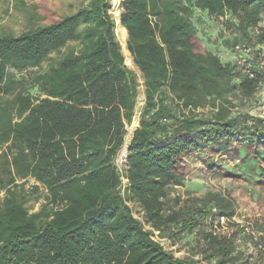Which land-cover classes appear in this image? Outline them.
Returning a JSON list of instances; mask_svg holds the SVG:
<instances>
[{
  "label": "trees",
  "instance_id": "obj_1",
  "mask_svg": "<svg viewBox=\"0 0 264 264\" xmlns=\"http://www.w3.org/2000/svg\"><path fill=\"white\" fill-rule=\"evenodd\" d=\"M79 1L49 25L0 34V264H199L194 255L264 264L241 249L249 240L240 231L215 234L222 217L238 213L234 192L174 194L190 177L231 180L241 195L255 193L264 221V117L245 109L264 86V0L122 1L127 50L144 78L139 127V83L117 39L113 0ZM203 16L227 25L225 46L237 57L238 46L251 49L246 64L205 48ZM28 180L46 191L35 213ZM195 231L184 259L154 238Z\"/></svg>",
  "mask_w": 264,
  "mask_h": 264
},
{
  "label": "rangeland",
  "instance_id": "obj_2",
  "mask_svg": "<svg viewBox=\"0 0 264 264\" xmlns=\"http://www.w3.org/2000/svg\"><path fill=\"white\" fill-rule=\"evenodd\" d=\"M123 0H118L112 5L111 15L116 22V33L117 39L121 43L122 52L127 60V67L134 72L137 76V81L139 83V95L137 99V108L133 121L136 119L138 121V126L140 125L139 119L141 112L144 108L145 102V89H144V78L140 73L139 69L135 66L133 58L127 49V38L128 32L121 24L120 16L123 12L121 9V3ZM82 7V3L79 0H0V34H12L19 36V34L33 30L37 26L49 25L54 20L59 19L66 14H72L77 12L79 8ZM200 37L208 51H213L218 55L222 56L224 61H236L237 55L232 53V50L226 49L225 43L231 38V31L227 28V25L222 20L208 19L203 16L202 22H197ZM127 51V52H126ZM58 54H52V58H57ZM50 63L43 64L40 68H35L32 70L33 73L37 71H44L48 68ZM28 73H23L27 75ZM20 76V75H19ZM245 109L251 111L252 114L256 116H264V86L257 97L250 105L246 106ZM134 123V122H133ZM133 123L128 126V134L126 136V145L119 152L118 158L126 155L127 145L132 140V135L135 129L133 128ZM132 129V130H131ZM3 159L0 160V169L4 164ZM121 164V163H120ZM24 181L19 182L23 184ZM186 186L182 188H177L176 193L179 194L182 200H186L189 197H202L208 192L220 191L225 194L235 193L239 196V206H237V212L240 216L247 217L260 215V209L257 202L255 193L251 191L248 194L241 195L238 190H236L234 183L231 180L224 179H204L199 177H190L186 182ZM24 188L26 190L27 204L31 212H38L43 205H45V194L46 191L43 188L41 193L36 194L33 191V187L37 186L34 180H28L24 183ZM236 191V192H235ZM234 195V194H233ZM6 196L5 191L0 187V200L4 199ZM134 215L142 217V213L137 204H133ZM197 232L193 235L185 234L183 239L171 240L170 238H164L160 233L156 232L155 239L162 244L164 249L167 251H172L175 257L184 259V257H189L193 254L192 247L197 246ZM239 246L245 251L247 255L253 256V260H260L264 258L263 253L255 251L253 246L249 244V241H244L240 243ZM263 254V256H262ZM248 257V256H247ZM195 260L199 261V264H214L212 262H207L203 260L201 256L194 255Z\"/></svg>",
  "mask_w": 264,
  "mask_h": 264
},
{
  "label": "built area",
  "instance_id": "obj_3",
  "mask_svg": "<svg viewBox=\"0 0 264 264\" xmlns=\"http://www.w3.org/2000/svg\"><path fill=\"white\" fill-rule=\"evenodd\" d=\"M260 27H264V21L260 24ZM260 27L257 29V33L260 32ZM264 49V46L262 47ZM239 56L237 57V62L240 65L246 64L248 58L250 57V48L237 47ZM261 67L264 68V59L260 62ZM264 117V116H263ZM128 128V127H127ZM128 131V129H127ZM128 146V145H127ZM127 161V153L124 155L121 160L117 159L116 164L120 170L123 169ZM121 163V164H120ZM127 184V180L123 177V185ZM130 206L133 208V205L130 203ZM134 214V211H133ZM134 217L143 220L142 217L134 215ZM150 230V227L146 226ZM240 231L243 237H246L249 240V244L253 246L255 251L264 254V221L258 216L248 215L240 216L238 213L231 218L222 217L220 221L215 225L214 231L215 234H222L231 236L234 231ZM156 233V232H155ZM155 238V237H154Z\"/></svg>",
  "mask_w": 264,
  "mask_h": 264
},
{
  "label": "bare ground",
  "instance_id": "obj_4",
  "mask_svg": "<svg viewBox=\"0 0 264 264\" xmlns=\"http://www.w3.org/2000/svg\"><path fill=\"white\" fill-rule=\"evenodd\" d=\"M117 1H118V0H113V4L116 3ZM125 30H126V32H128L127 29H125ZM126 50H127V49H126ZM126 52H127V51H126Z\"/></svg>",
  "mask_w": 264,
  "mask_h": 264
},
{
  "label": "water",
  "instance_id": "obj_5",
  "mask_svg": "<svg viewBox=\"0 0 264 264\" xmlns=\"http://www.w3.org/2000/svg\"><path fill=\"white\" fill-rule=\"evenodd\" d=\"M128 152V148L126 149V153Z\"/></svg>",
  "mask_w": 264,
  "mask_h": 264
},
{
  "label": "crops",
  "instance_id": "obj_6",
  "mask_svg": "<svg viewBox=\"0 0 264 264\" xmlns=\"http://www.w3.org/2000/svg\"><path fill=\"white\" fill-rule=\"evenodd\" d=\"M139 127V126H138ZM136 130V129H135Z\"/></svg>",
  "mask_w": 264,
  "mask_h": 264
}]
</instances>
